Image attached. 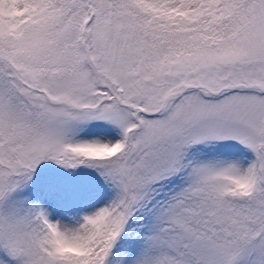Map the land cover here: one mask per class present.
Segmentation results:
<instances>
[{"label": "snow or ice", "instance_id": "1", "mask_svg": "<svg viewBox=\"0 0 264 264\" xmlns=\"http://www.w3.org/2000/svg\"><path fill=\"white\" fill-rule=\"evenodd\" d=\"M0 264H264V0H0Z\"/></svg>", "mask_w": 264, "mask_h": 264}]
</instances>
